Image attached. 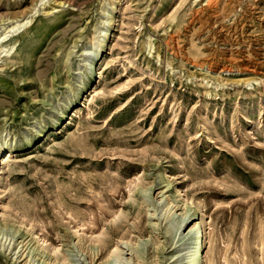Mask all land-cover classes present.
<instances>
[{"label":"rangeland","instance_id":"obj_1","mask_svg":"<svg viewBox=\"0 0 264 264\" xmlns=\"http://www.w3.org/2000/svg\"><path fill=\"white\" fill-rule=\"evenodd\" d=\"M62 12L60 28L67 29L58 37L72 31L59 54L64 84L51 86L52 55L43 57L54 35L36 53L41 66L27 62L31 45L19 40L14 52L0 53V147H16L0 173L2 201L17 219L34 223L59 258L36 250L30 231L10 220L0 224V264H135L126 244L143 254L154 250V240H166L151 232L158 221L170 226V244L154 264H182L191 248L178 250L190 246L177 240L184 209L204 212L210 230L224 234L225 242L212 245L219 264H238V240L264 241V0H0V36L28 31L38 39L40 23ZM9 20L19 21L17 29L2 30ZM105 31L112 33L103 52L107 70L99 60ZM91 65L103 69L93 83L104 96L87 112V89L65 109ZM36 69L43 87L33 78ZM119 88L125 94L116 98ZM76 107L79 116L66 134L62 125ZM43 134L52 136L35 147ZM136 175L143 179L135 189H149L144 202L134 199L135 189L128 196ZM167 206L173 208L165 219ZM118 210L127 216L118 231H131V241L105 238L130 261L111 254L91 263L90 247L98 242L86 239L105 227L112 232L124 220L111 221ZM250 241L241 264H250L256 248Z\"/></svg>","mask_w":264,"mask_h":264},{"label":"bare ground","instance_id":"obj_2","mask_svg":"<svg viewBox=\"0 0 264 264\" xmlns=\"http://www.w3.org/2000/svg\"><path fill=\"white\" fill-rule=\"evenodd\" d=\"M251 2H252V0H251ZM127 3H128V1H127ZM212 3L214 4V2H212ZM58 4L60 5L61 2H58ZM225 4H227V3H225ZM215 6H216V4H215ZM208 8H210V7H208ZM219 8H220V5H219ZM249 9H251V8H249ZM64 15H66V13L62 12L55 19H48V20L40 23L39 27H41L42 31H41L38 39H36L34 33L29 34L28 31H24L21 34H18L13 39H5L6 36L2 35V33H5V32H2L1 36H0V53L1 52L6 53V52H8L10 50H12V52H14L17 49V47H18L17 46L16 48H14V44H15L16 40H19V44L26 43L27 46L31 45V47L27 51L28 54H27V56L25 58H26L27 62L28 63H32V65L41 66L45 56L48 57L51 54L52 55L51 56V60L52 61L48 60V58L46 59V60H48L47 64H46V68L47 69L52 68L51 65H53V67H55L54 69L51 70V74H52V76H51L52 85L51 86L53 87L56 82H60L61 84H64L67 80L64 78V74L62 73L63 61H62V58H60L59 54L62 52L63 48L66 47L67 39L68 38L70 39L71 33H72V31H69L70 32V36L68 38L65 37V36L58 37L59 33H61V32L63 33L64 30L67 29V27L60 28V26H62L64 24V22H65ZM9 21H11V20H9ZM11 23H9V24L7 23V25H5L2 30L7 29V31H10V30L13 31V30L17 29V28H15V26L16 25L18 26L19 21L12 20ZM86 25H88V24L85 23L84 27ZM230 26L231 25H229V27ZM74 28L75 27H73L71 30H73ZM219 28H220V26H219ZM223 28L225 29V27H222L221 29H223ZM238 29L240 30V28H238ZM52 35H54L53 39H52L50 45L45 50V55L43 56L44 58L38 59V61H36V59H35L36 53L41 49V47H43L45 45L47 39L50 36H52ZM111 35H112L111 31H105L102 34V38L100 39V42H99V52H101L100 56H99V60L101 59L100 65H101V67L103 66L102 68L106 69V70H107V67H108V64H109L108 63V56L107 55L103 56V52L105 51V49H108V45H109V41H110V36ZM220 36H221V34H220ZM221 37L223 38V36H221ZM247 43H249V41ZM247 48H248V46H247ZM228 49H229V47H228ZM257 50H259V49H257ZM228 51H230V50H228ZM82 53L86 54L87 52H83L82 51ZM9 57H11V55L8 56L7 58H9ZM229 57L230 56L228 54V56L226 58H229ZM231 59H232V57H231ZM99 69L100 68L99 67L96 68L95 65H91L89 67V70L88 69L86 70V68H85V75L83 77V80L81 81V84L79 85V87L77 89H74V91L72 92L71 96L67 95L68 96L67 99L69 100V102H67V99H65V104H66L64 106L65 109H68L70 106H72L76 102V100L80 99L83 96L82 93L84 91H87V89H89V92L86 95V98L87 99L90 98L89 103L86 105V108L88 110L87 112H90V109H91L90 108V103L91 102H95L98 97H103L104 96L105 90L103 89V87H101L99 85H94V83H93V81L96 79V77L100 76L102 74L101 70H103V69L98 71ZM36 72H37V69L33 73V78L35 80H38L39 84L43 87L44 85H46V79L45 78L43 80L40 79ZM73 73H75V72H73ZM55 77H56V80H55ZM0 88L2 90L4 89V87L1 85V82H0ZM120 89L121 88H119V90H116V92L118 93L116 95V98H119L120 96L125 94V91L124 90L120 91ZM64 107L61 106L60 108H56V109L62 115H64V110H65ZM71 110L73 112H72L71 116L69 118H67V123L65 125H62V128L65 130L66 134H69L71 132V127L68 126V124L69 125L73 124V117L76 116V118H77L79 116V112H80L81 108L80 107L79 108L76 107L75 109L71 108ZM39 119H40L39 121L42 120V118H39ZM56 122H57V120L55 121V123ZM74 125H75V123H74ZM244 131H245V134H246L247 131L246 130H244ZM51 136H52V134H47V135L43 134L41 136L40 140L36 143L37 145L35 144L36 146L35 145L34 146L37 147V146H40V145H44V143H43L44 140H48L49 138H51ZM54 140H55V138H52V141H54ZM14 151H16V147L11 142L6 143V145L3 144V146L1 145V147H0V173L2 172L3 167H5L8 164V161L13 156ZM143 167H145V166L143 165ZM171 175H172L171 173H168L167 175H165V177H166L165 180H167V178H169ZM142 179H143V177L141 178V177L136 175V177H133L129 181V184H128V196H131V192L135 189L138 181H140ZM5 191H6V186L3 187V188H0V224H7L10 220H13L16 224H18L17 225L18 228L24 226L27 230L30 231V235L32 236L31 238L36 243V248H35L36 250L41 251V252H45V250H47L48 253H50V255H52L51 257H49L51 260L53 258H54L53 260H55L56 258H59V257L56 256L57 255L56 247L55 246H51L50 243H48L47 238H45L44 236L40 235L38 232L33 230L34 226H35L34 223L25 222L23 220L17 219L16 216L14 215V213L7 207V204H4V202L2 201V197L4 196V192ZM177 191L179 192L180 190L177 189ZM148 192H149L148 188H143L141 185H139L135 189L134 196L136 198H134V199L142 198V202H144V201H146V198H147L146 193H148ZM173 196H175V194H173ZM184 200H186L188 202V198H184ZM167 203H170V199L169 198L166 201V204ZM176 204L177 203H175L174 205H176ZM172 208H173L172 206L165 207L164 212H163V217L165 219H168L170 217V213H171V209ZM196 214H198L196 212V210H194L193 212H188V211H186V209H184L183 211H181V212H179L177 214V217L179 218L177 226H176V229L178 230V232H177L178 233L177 240L181 241V243H185V244H189L190 245V246H184V247H182L181 249H178V250H182V249H184L186 247H191L190 250H187V252H185V253H187V256H182L181 259H183V263H185V264H219V262H220V253L218 251V245H216V249L217 250H214V252L212 251V245L215 242H218V243L219 242H225L224 234L222 232L214 233V232H212L210 230L211 229L210 228L211 222H210V220H207L204 217V212L201 213L200 217H199V215L196 216ZM113 216H112L113 219L111 221H115L118 218H124V220L123 221L120 220V222L117 223L112 228V232H108L106 230L107 228L105 227L104 229L102 228L101 230H99V233L97 235H90L89 234V238L86 239V241H89V242H93V243L94 242H98V244H95V245L90 247L91 248V256H90L91 263L94 262L93 259H94L95 256H98V258L99 257L103 258L104 256H108V255H111V254L117 256L120 259H123V260H126V261L127 260L130 261V258H123L122 249L118 246L116 241L113 242L114 240L112 241V240H109V239L105 238V237L112 236V234H115L118 239H124L125 238V240L131 241V239H129V237H128L129 233L131 232L129 229H128V231H130V232H127V233H120V231H118L119 228L123 227V223H125L127 221L126 214L124 212L118 210V211L114 212ZM193 219H198V220L197 221L195 220L192 223ZM190 223H192V224L190 225ZM12 226H16V225L12 224ZM134 226H135V228H137L139 230V232L141 231L142 226H138L136 224H134ZM183 226H185V227L182 228ZM151 227H152L151 228V230H152L151 232L152 233L155 230H157V232L155 231L157 234L160 233V232L164 234V236L166 238L165 242L163 240H154V241H156L155 242L156 245L154 247V250L144 252V254L141 253L139 250L135 249L132 246L131 243H127L126 244L127 248H130V250H133L136 253V255H135L136 257L134 259H132V261H131L132 263H135V264H154V260L157 259L155 257L161 256L160 252L163 251L164 248L166 250V248L170 244V242H168V236L166 235L168 232H171V228H170V226L168 224H164L163 226L160 227V222L159 221L158 222H151ZM74 232H77V230H74ZM156 233H153V234H156ZM151 236H152V234H150V237ZM253 240L250 241V240H247V239L243 238V239L238 240L236 242V249H235V251L233 253V257H234V259L236 261L239 262V263L237 262L238 264H241V257L243 258V257H246L248 255L247 254L248 253L247 252L248 241H250V245H254L256 247L254 253L252 255L250 253V257H249L250 259L248 258L249 261H250V264H254V263L255 264H264V241L262 240L259 243H256ZM110 241H112V242H110ZM185 253H181V255L185 254ZM173 256H174V253L171 254L169 257L172 258ZM63 259L64 258H62V260Z\"/></svg>","mask_w":264,"mask_h":264}]
</instances>
